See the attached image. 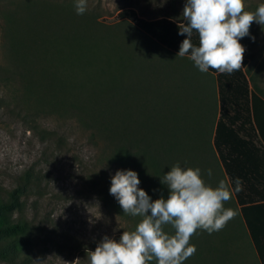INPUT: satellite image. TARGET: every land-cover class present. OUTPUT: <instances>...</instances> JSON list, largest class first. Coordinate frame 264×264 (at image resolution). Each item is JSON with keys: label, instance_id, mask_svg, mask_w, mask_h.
Returning a JSON list of instances; mask_svg holds the SVG:
<instances>
[{"label": "rangeland", "instance_id": "1", "mask_svg": "<svg viewBox=\"0 0 264 264\" xmlns=\"http://www.w3.org/2000/svg\"><path fill=\"white\" fill-rule=\"evenodd\" d=\"M261 2L245 0V10L254 11ZM184 4L185 0H87V11L77 15L74 0H0V65L24 73L0 84V191L13 189L30 173L34 188L28 191L25 214L37 238L28 264H88L87 250H95L104 235L119 239L140 219L119 211L99 191L110 173L120 169L99 167L102 136L100 149L90 145L94 127L87 128V122L104 102L105 85L124 86V98L119 95L111 102L118 122L136 131L139 139L157 142L160 151L153 145L152 150L161 152L162 175L180 162L202 173L211 168L213 175L205 174L209 183L221 180L216 162H205V130L212 131L208 119H218L219 106L210 109L209 100L217 102L218 93L204 90V84L214 76L201 73L187 57L171 55V62L162 65L171 66L172 72L130 69L131 56L122 48L130 41L153 44L131 19L121 17L122 12L180 22ZM249 31L255 39L245 36L240 43L251 88L256 82L264 96V29L253 22ZM124 36L131 39L124 42ZM14 44L21 48L16 50ZM45 80L53 86L46 88ZM74 98L82 104L90 98L94 107L89 113L81 104L68 109L65 104ZM46 102L55 110L39 113L38 107ZM53 127L60 129L66 150L40 135ZM93 179H99L96 188ZM235 204L233 197L225 207L235 212ZM234 217L218 232L198 230L190 238L196 252L184 264H261L250 236L237 229ZM165 230L174 231L170 225Z\"/></svg>", "mask_w": 264, "mask_h": 264}, {"label": "trees", "instance_id": "2", "mask_svg": "<svg viewBox=\"0 0 264 264\" xmlns=\"http://www.w3.org/2000/svg\"><path fill=\"white\" fill-rule=\"evenodd\" d=\"M92 17L94 16L90 17L89 22L93 21ZM121 17L131 19L144 39L153 42L145 45L143 42L130 41V44L124 45L122 48L129 52L133 62L131 65L128 60L127 68L135 67L142 72L149 68H151L150 72L152 70L158 72L163 68L162 71L172 72L171 66L162 64L163 61L171 62L170 55L176 56L180 43L185 38L178 34V26L183 21L178 22L167 17L146 20L139 17L134 10H125L121 13ZM78 21V18L72 19L74 23ZM56 24L58 25L57 20ZM120 33L124 35V32ZM123 39L125 42L131 38L124 36ZM192 42L198 43L195 33ZM14 48L19 50L21 47L14 44ZM247 64L248 61L243 56L241 68L232 74L219 73L214 69L207 72V76L214 77L206 78L207 84H204V90L214 88L213 91L218 93V101L209 100L208 106L215 111L219 106V115L216 121L214 117L208 119L212 131L205 130L208 137H205V162H212L211 165L216 162L218 171L222 173L221 179L230 183L236 177L242 179L243 190L234 196L237 208L234 217L237 221L236 227L238 230L243 228V231L250 236L258 258L261 264H264V96L260 94L263 91L256 82L254 88H251ZM19 71L0 65V84L10 75L24 74ZM45 82L46 88L53 86L49 81L45 80ZM115 84L105 85L102 82V85L107 86L103 90L104 102L91 112V123L87 122V128L94 127L89 137L90 145L96 146L98 150L102 141L99 137L102 136L105 140L102 141L105 146L101 147L98 165L101 169L114 166L120 169L131 168L138 173L139 187H142L153 199L161 194L166 195L167 190L158 181L159 176L162 175L161 152L152 150V145L156 150H159V146L156 141L150 142L144 137L139 139L136 131H128L127 127L119 124L120 116L111 102H115L119 95L124 98L125 90L121 84ZM55 102L58 103L57 100ZM89 102H92L90 98L85 104L78 99L75 101L74 98L65 105L68 109H72L77 104H81L89 113L90 107H94L89 105ZM37 110L39 113L46 111L47 114H51L55 107L52 102H46L41 103ZM47 129L40 134L43 139L45 141L51 139L57 149L66 150V140L63 135H59L60 129L56 127ZM98 180L95 179L93 182L95 188L98 186L96 183H99ZM31 181L30 173L27 171L19 178L16 187L5 193L0 191V261L7 264H28L35 251L37 235L32 221L25 214L28 191L34 188ZM104 182L105 185L99 190L100 193L104 192L105 199L122 211L118 202L109 193L110 178Z\"/></svg>", "mask_w": 264, "mask_h": 264}, {"label": "clouds", "instance_id": "3", "mask_svg": "<svg viewBox=\"0 0 264 264\" xmlns=\"http://www.w3.org/2000/svg\"><path fill=\"white\" fill-rule=\"evenodd\" d=\"M77 15L87 11V0H74ZM183 22L178 34L185 36L176 57H187L201 72L214 69L232 74L242 66L245 47L240 40L250 34L255 22L264 29V2L254 11L245 10V0H185ZM198 43H193V35ZM211 168L176 162L159 176L167 189L153 199L140 185L137 171L117 169L110 173L109 193L123 213L139 217L134 230L123 231L119 239L104 235L95 250H87L88 264H184L196 252L190 238L197 231L209 234L222 230L235 212L225 203L243 190V181L221 179L216 184L205 180ZM234 185V186H233ZM174 230L168 232L165 226Z\"/></svg>", "mask_w": 264, "mask_h": 264}, {"label": "crops", "instance_id": "4", "mask_svg": "<svg viewBox=\"0 0 264 264\" xmlns=\"http://www.w3.org/2000/svg\"><path fill=\"white\" fill-rule=\"evenodd\" d=\"M258 188H261V187H258Z\"/></svg>", "mask_w": 264, "mask_h": 264}]
</instances>
